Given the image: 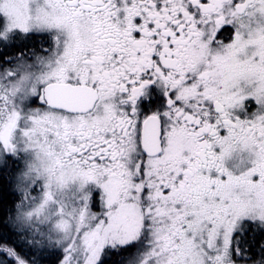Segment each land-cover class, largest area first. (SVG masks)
<instances>
[{"label": "snow or ice", "instance_id": "obj_1", "mask_svg": "<svg viewBox=\"0 0 264 264\" xmlns=\"http://www.w3.org/2000/svg\"><path fill=\"white\" fill-rule=\"evenodd\" d=\"M0 264H264V0H0Z\"/></svg>", "mask_w": 264, "mask_h": 264}]
</instances>
